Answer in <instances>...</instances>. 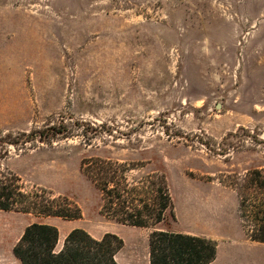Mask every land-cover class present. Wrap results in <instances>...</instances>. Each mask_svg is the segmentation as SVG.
<instances>
[{
    "label": "rangeland",
    "instance_id": "1",
    "mask_svg": "<svg viewBox=\"0 0 264 264\" xmlns=\"http://www.w3.org/2000/svg\"><path fill=\"white\" fill-rule=\"evenodd\" d=\"M5 142L17 145L0 172L26 192L67 199L81 217L0 211V264H20L12 249L33 223L53 225L59 240L74 229L113 234L118 261L145 264L149 234L179 228L181 183L240 188L249 204L264 191L245 182L264 175V0H0V149ZM88 158L133 168L131 187L162 174L165 220L136 228L101 215V195L80 171ZM233 233L214 232L211 264H264V243L243 231L234 245Z\"/></svg>",
    "mask_w": 264,
    "mask_h": 264
},
{
    "label": "trees",
    "instance_id": "2",
    "mask_svg": "<svg viewBox=\"0 0 264 264\" xmlns=\"http://www.w3.org/2000/svg\"><path fill=\"white\" fill-rule=\"evenodd\" d=\"M38 137L42 140L40 134ZM14 145L16 142H5L0 159L6 157V147ZM132 169L125 163L97 158L83 159L80 165L82 175L101 195V215L129 227L153 228L165 220V213L172 206L165 177L160 174L155 184L148 180L151 176H141L131 187L128 173ZM246 181L250 185L259 183V189L264 188V175L259 170L248 174ZM234 191L239 201L237 215L242 230L250 241L264 243V191L255 197L253 204H249V198L243 196L240 188ZM0 211L65 220L81 217L79 208L67 199L54 198L51 192L37 186L26 192L20 178L6 172H0ZM247 214L250 215L247 223L253 225L245 230L243 221ZM57 241L55 227L33 223L25 227L12 253L20 264H119L115 256L122 248V241L113 234L96 239L84 230L74 229L59 251L55 249ZM216 252V243L203 237L161 230H153L148 237L149 264H211Z\"/></svg>",
    "mask_w": 264,
    "mask_h": 264
},
{
    "label": "crops",
    "instance_id": "3",
    "mask_svg": "<svg viewBox=\"0 0 264 264\" xmlns=\"http://www.w3.org/2000/svg\"><path fill=\"white\" fill-rule=\"evenodd\" d=\"M181 185L183 194L177 201L173 202L175 215L174 225L179 227L178 229H175L173 233L218 240V237L214 235V232L228 230L233 233L236 228V233L234 232L232 238H229L230 243L236 245L245 242V235L240 226L238 215L235 211V205L233 208L234 210L231 212L235 217L234 221L231 222L232 227H230L228 223V216L231 210L228 208V199L229 195H237L235 192H229L228 190L217 188L216 186H213V184L198 185L183 182ZM64 239H58L55 247L56 251H59L62 248ZM115 259L119 264H133L120 262L116 256ZM145 264H149V260H146Z\"/></svg>",
    "mask_w": 264,
    "mask_h": 264
}]
</instances>
